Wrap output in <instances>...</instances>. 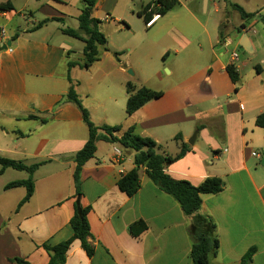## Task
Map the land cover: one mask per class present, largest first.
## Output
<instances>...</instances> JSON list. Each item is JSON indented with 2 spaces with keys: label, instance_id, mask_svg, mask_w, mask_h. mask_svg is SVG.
Returning a JSON list of instances; mask_svg holds the SVG:
<instances>
[{
  "label": "crops",
  "instance_id": "obj_1",
  "mask_svg": "<svg viewBox=\"0 0 264 264\" xmlns=\"http://www.w3.org/2000/svg\"><path fill=\"white\" fill-rule=\"evenodd\" d=\"M79 1L0 0V28L6 37L0 35V156L27 166L39 164L32 176L33 194L19 208L25 188L6 190L5 186L25 180L27 173L9 168L0 172V264H15L13 258L47 264L42 244L57 245L71 236L73 156L84 146L88 130L78 108L65 98L70 84L79 95V83L71 80L70 72L81 69L80 64L70 61L69 43L50 38L55 33L65 35L66 28L52 25L64 26L68 16L78 27ZM204 3L206 11L209 2ZM97 4L95 0L94 10ZM70 8L73 11L67 15ZM94 10L92 17L97 19ZM110 19H97L100 32ZM44 20L48 21L37 27ZM242 24L244 29L254 25L241 19L236 32L230 33L219 21L212 32L203 26L204 36L192 39L177 22L161 46L162 61L172 59L174 66L164 67L166 80L157 73L164 83L152 90L161 91L160 98L121 120V114H112L116 121H107L106 114L94 121L88 110L95 126L120 125V133L134 126L138 135L158 145L159 154L175 156L180 142L186 144L189 150L165 173L193 186L205 178H218L222 191L203 195L199 210L187 216L140 167V187L128 197L117 181L134 168V152L98 141L93 158L80 173V203L90 208L87 220L94 252L88 257L74 240L65 264H192L190 248L197 234L208 233L202 219L214 224L218 241L210 264H240L249 248H255L250 264H264V167L260 165L264 130L255 125L256 117L264 113V26L262 34L248 35L239 29ZM171 46L176 49L171 51ZM232 52L238 55L236 61ZM69 63L74 65L69 68ZM119 64L118 72L125 73L128 62ZM228 65L235 68L236 83L226 73ZM181 69L188 70L184 77L178 75ZM176 136L180 141L174 140ZM114 148L121 153L118 161Z\"/></svg>",
  "mask_w": 264,
  "mask_h": 264
},
{
  "label": "trees",
  "instance_id": "obj_2",
  "mask_svg": "<svg viewBox=\"0 0 264 264\" xmlns=\"http://www.w3.org/2000/svg\"><path fill=\"white\" fill-rule=\"evenodd\" d=\"M152 4V6L150 3L145 5L138 14L139 17H143L145 23L155 14H158V18H160L171 11L174 6H176L177 0H153ZM94 7L95 0H82L80 13L77 16L78 28L76 30L70 28L62 30L63 34L78 39L84 44L82 50L83 63L79 65L81 69H89L94 63L99 61L100 49H104L107 43L105 36L99 30L100 21L92 17ZM232 7L239 13L240 18L244 21L251 20L255 15L246 13L238 5H232ZM259 19L264 22V15L259 16ZM47 21L48 20L41 21L37 27L42 26ZM244 27L245 26L242 24L239 29H244ZM222 28L221 25L218 28L219 40L223 39ZM114 55L116 58L118 57L117 53ZM72 65L74 64L69 63L68 67L70 68ZM225 70L230 80L236 83L238 77L234 66L228 65L225 67ZM68 81L70 82V79H68ZM125 90L127 96L125 112L127 116L132 115L148 102L162 96L161 91H154L144 85L137 87L130 82L125 84ZM65 98L67 101L72 102L80 111L82 122L86 125L88 130V137L84 146L73 156L75 167L72 180L75 200L73 203V215L68 223L71 236L57 245L42 244V248L49 257L47 264H65L67 251L74 240L79 241L80 247L88 257L93 255L94 249L89 241L91 234L87 220V214L90 208L80 203V173L84 163L93 158L96 151V143L98 141L118 144L122 148L134 152V168L123 174L117 181L118 189L128 197L133 196L140 187L138 178V169L140 167L145 169L148 178L158 186L162 192L171 195L178 202L182 212L187 216L199 210L201 197L203 195H213L222 191V181L218 178H205L198 186H193L186 180H174L165 173L164 170L169 164L183 157L189 150L186 144L180 142L179 152L175 156L159 154L157 152L158 145L152 139L138 135L135 132L134 126H129L122 133H120V125L95 126L90 120L88 111L82 106L78 99L73 85L70 84ZM255 125L264 130V113L256 117ZM174 140L180 141V137L176 136ZM38 166L39 164L27 166L22 162L0 156V172L9 168L27 173V178L25 180L13 181L5 186L6 190L16 187L25 188V195L18 203L17 208L21 207L31 198L34 190L32 176ZM202 222L207 226L208 233L197 234L190 248V259L192 264H210V257L213 256L218 249V241L213 235V230L215 228L214 224L211 220L206 219H202ZM254 252L255 248H249L241 258L240 264H250ZM11 261L15 264H29L19 258H13Z\"/></svg>",
  "mask_w": 264,
  "mask_h": 264
},
{
  "label": "rangeland",
  "instance_id": "obj_3",
  "mask_svg": "<svg viewBox=\"0 0 264 264\" xmlns=\"http://www.w3.org/2000/svg\"><path fill=\"white\" fill-rule=\"evenodd\" d=\"M97 7L94 10V16L100 21L105 18H111L108 23L101 26V32L105 36L107 43L104 49H100V63L88 69H79L75 67L70 72L71 80L79 83L76 90L79 92V99L82 106L89 110L94 121L97 118L107 115V121H116L112 114H121L123 119L126 112V90L125 84L130 82L137 87L145 85L151 89H157L163 85L157 73H161L166 80V67H173L172 59L164 63L160 55L163 42L167 40L168 30L177 22L183 23L186 35L192 39L203 37L204 29L212 32L215 24L219 21L222 26H226L230 33L236 32L241 23L239 13L232 7L238 5L246 13L255 14L250 20L254 25L247 27L246 34L252 35L254 32L262 34L264 22L259 16L264 15V0H208L207 10L205 11L204 0H177L176 6L167 12L151 28L147 29L142 17L138 14L143 7L152 0H96ZM82 2H77L75 9L81 7ZM215 4L217 10L214 8ZM152 8V7H151ZM73 9L66 10L70 15ZM199 23L201 25H199ZM55 28L77 29V23L68 16L63 25L54 24ZM55 42H67L71 45L70 61L78 64L83 62L84 44L71 37L55 33L50 38ZM130 50H129V49ZM171 51L176 49L171 46ZM115 53L118 57H115ZM173 56V52L170 53ZM258 57L256 54L255 59ZM120 62H118V60ZM128 62L125 73L118 72V66ZM253 64L248 65L250 68ZM188 73L187 69H181L178 72L180 77ZM113 123V122H111ZM10 174H23L16 171Z\"/></svg>",
  "mask_w": 264,
  "mask_h": 264
},
{
  "label": "built area",
  "instance_id": "obj_4",
  "mask_svg": "<svg viewBox=\"0 0 264 264\" xmlns=\"http://www.w3.org/2000/svg\"><path fill=\"white\" fill-rule=\"evenodd\" d=\"M152 10V8H151ZM150 12V11H148ZM159 15L158 14H155L153 16H151L150 20H148L146 23H145V26L146 27H150L152 26V24L158 19ZM244 31H248L247 29H243ZM0 35L3 39H5V31L3 28H0ZM9 51H11V49H8ZM231 59L232 61H236L238 59V55L235 53V52H232L231 53ZM254 156H256V154H253ZM114 156H115V160L118 161L120 158H121V153L120 151L117 149V148H114Z\"/></svg>",
  "mask_w": 264,
  "mask_h": 264
},
{
  "label": "water",
  "instance_id": "obj_5",
  "mask_svg": "<svg viewBox=\"0 0 264 264\" xmlns=\"http://www.w3.org/2000/svg\"><path fill=\"white\" fill-rule=\"evenodd\" d=\"M244 38L246 39V36H244ZM244 46V45H242ZM6 46H3L2 49H4ZM190 144V142H188ZM260 165L262 167H264V150H262V155H261V160H260Z\"/></svg>",
  "mask_w": 264,
  "mask_h": 264
}]
</instances>
